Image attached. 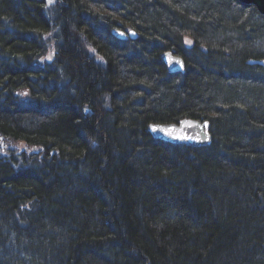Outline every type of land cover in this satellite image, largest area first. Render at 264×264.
<instances>
[{"label":"trees","instance_id":"trees-1","mask_svg":"<svg viewBox=\"0 0 264 264\" xmlns=\"http://www.w3.org/2000/svg\"><path fill=\"white\" fill-rule=\"evenodd\" d=\"M263 58L237 0H0V264H264Z\"/></svg>","mask_w":264,"mask_h":264},{"label":"water","instance_id":"water-1","mask_svg":"<svg viewBox=\"0 0 264 264\" xmlns=\"http://www.w3.org/2000/svg\"><path fill=\"white\" fill-rule=\"evenodd\" d=\"M237 1L245 5L254 6L260 14L264 15V0ZM112 34L118 39H124L126 37V34L118 29H114ZM128 36L130 39H136L134 31H130ZM159 58L170 73L181 71L184 67L183 59L169 51L161 53ZM248 63L264 67V58L250 60ZM208 125V121L185 118L174 124L151 123L147 127V132L154 139L161 140L168 144L197 147L209 143L210 135L208 132Z\"/></svg>","mask_w":264,"mask_h":264},{"label":"rangeland","instance_id":"rangeland-1","mask_svg":"<svg viewBox=\"0 0 264 264\" xmlns=\"http://www.w3.org/2000/svg\"><path fill=\"white\" fill-rule=\"evenodd\" d=\"M22 148V145L19 146L18 150H20Z\"/></svg>","mask_w":264,"mask_h":264}]
</instances>
